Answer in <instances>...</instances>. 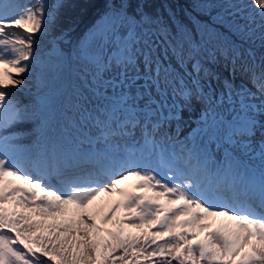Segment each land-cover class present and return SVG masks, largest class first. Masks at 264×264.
I'll return each mask as SVG.
<instances>
[{
    "label": "snow or ice",
    "instance_id": "6c2138e0",
    "mask_svg": "<svg viewBox=\"0 0 264 264\" xmlns=\"http://www.w3.org/2000/svg\"><path fill=\"white\" fill-rule=\"evenodd\" d=\"M65 6L0 0V264H264V0H104L69 57Z\"/></svg>",
    "mask_w": 264,
    "mask_h": 264
},
{
    "label": "rangeland",
    "instance_id": "374dc122",
    "mask_svg": "<svg viewBox=\"0 0 264 264\" xmlns=\"http://www.w3.org/2000/svg\"><path fill=\"white\" fill-rule=\"evenodd\" d=\"M26 1H30V0H23L24 3H27ZM32 1H34V2H31L32 4H35L37 2V0H32ZM69 1L70 0H65L66 6L62 10V12L65 13V14H69V15L73 16V21H71L70 23H64V24H62V21H61V24L63 26H65L66 28H68V27H72L73 28V30L68 33V39H70L71 43H73V42L77 43L80 40V37L82 36V33L84 32V31H82V33H80L79 35H77V32H76L77 25H78V23L82 19H81V16L80 15H77L76 12L73 10V8H72L73 6H72V4L69 3ZM72 1H74V0H72ZM77 1H79L80 3L85 4V6L87 8H89V6L87 5V1L86 0H77ZM47 2L48 3H55L56 0H47ZM245 2H246V0H245ZM169 4L170 3L167 0H164V6L165 7L167 5H169ZM80 5H79V7H80ZM172 7L175 10H177V7H175V5H172ZM149 10H150V5L148 6V11ZM153 12L156 13V12H162V11H161V9L158 6H156V7H154V10L153 11H150V13H153ZM74 25H76V26H74ZM57 32L59 33L60 30H58ZM42 44H46V41H42ZM66 46H67V43H63V45H59V47H61L62 49H63V47H66ZM224 69H227V68L224 67ZM68 71H69V69L66 67L65 70L63 71V73L61 74L59 80L62 77H65L68 74ZM216 72L219 73L221 75V77H222L223 74L221 72H219V71H216ZM228 75H229V72H225L224 73V77H226ZM240 81H241V77L238 75L236 77V83L239 84ZM212 84L214 86H216L217 85V82L215 80H213L212 81ZM249 86H251V85H249ZM30 88H31V91L34 93L35 90H36L35 89V82L34 81L30 85ZM10 91H12L14 93V97L13 98L16 99V100H19V97L18 96H23V95H21V92L20 91H17L15 89H12ZM21 91H24V90H21ZM22 102H25V100L22 101ZM197 115H198V111L197 112H189L188 110H185L183 112L184 119H183V121H181V128H182V131L184 132L185 135L188 133V131L192 127H195L194 119H195V117ZM180 138L183 139L182 134H181ZM105 199H107V197H98L97 198V201H95L94 203L98 205V204H100Z\"/></svg>",
    "mask_w": 264,
    "mask_h": 264
},
{
    "label": "trees",
    "instance_id": "16d2710c",
    "mask_svg": "<svg viewBox=\"0 0 264 264\" xmlns=\"http://www.w3.org/2000/svg\"><path fill=\"white\" fill-rule=\"evenodd\" d=\"M87 5L89 8L85 6V4L80 3L79 1L76 2V6L80 7L78 8L76 14H82L83 17H87L88 19L84 22V24L81 26V30L85 28L87 25L91 24L92 18L95 17L97 12L103 8L104 0H86ZM171 5H175V7L178 8V12L182 6L185 4V0H167ZM150 5V10L148 11V7L146 11L150 12L154 10V7L158 6L161 8L162 11H164V0H148V6ZM84 9V10H83Z\"/></svg>",
    "mask_w": 264,
    "mask_h": 264
}]
</instances>
